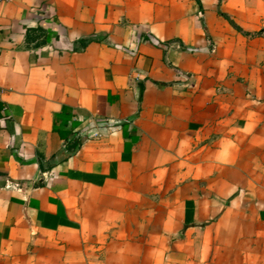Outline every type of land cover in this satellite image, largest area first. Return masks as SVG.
<instances>
[{
	"label": "crops",
	"instance_id": "crops-1",
	"mask_svg": "<svg viewBox=\"0 0 264 264\" xmlns=\"http://www.w3.org/2000/svg\"><path fill=\"white\" fill-rule=\"evenodd\" d=\"M0 264H264V0H0Z\"/></svg>",
	"mask_w": 264,
	"mask_h": 264
}]
</instances>
